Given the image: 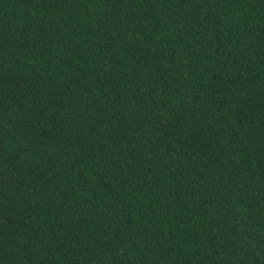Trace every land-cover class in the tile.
Wrapping results in <instances>:
<instances>
[{
	"label": "trees",
	"instance_id": "obj_1",
	"mask_svg": "<svg viewBox=\"0 0 264 264\" xmlns=\"http://www.w3.org/2000/svg\"><path fill=\"white\" fill-rule=\"evenodd\" d=\"M0 264H264V0H0Z\"/></svg>",
	"mask_w": 264,
	"mask_h": 264
}]
</instances>
